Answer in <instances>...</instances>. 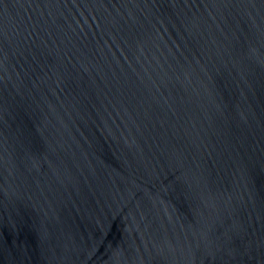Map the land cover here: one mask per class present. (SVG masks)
<instances>
[{"label": "water", "instance_id": "95a60500", "mask_svg": "<svg viewBox=\"0 0 264 264\" xmlns=\"http://www.w3.org/2000/svg\"><path fill=\"white\" fill-rule=\"evenodd\" d=\"M0 264H264V0H0Z\"/></svg>", "mask_w": 264, "mask_h": 264}]
</instances>
